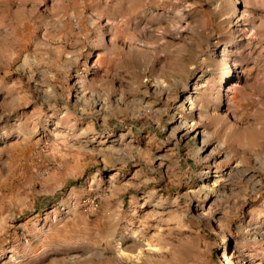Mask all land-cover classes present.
<instances>
[{
	"label": "rangeland",
	"instance_id": "374dc122",
	"mask_svg": "<svg viewBox=\"0 0 264 264\" xmlns=\"http://www.w3.org/2000/svg\"><path fill=\"white\" fill-rule=\"evenodd\" d=\"M0 264H264V0H0Z\"/></svg>",
	"mask_w": 264,
	"mask_h": 264
}]
</instances>
